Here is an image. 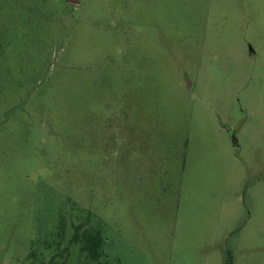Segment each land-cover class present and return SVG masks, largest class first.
<instances>
[{
    "label": "rangeland",
    "instance_id": "rangeland-1",
    "mask_svg": "<svg viewBox=\"0 0 264 264\" xmlns=\"http://www.w3.org/2000/svg\"><path fill=\"white\" fill-rule=\"evenodd\" d=\"M228 250L264 264V0H0V264Z\"/></svg>",
    "mask_w": 264,
    "mask_h": 264
},
{
    "label": "trees",
    "instance_id": "trees-1",
    "mask_svg": "<svg viewBox=\"0 0 264 264\" xmlns=\"http://www.w3.org/2000/svg\"><path fill=\"white\" fill-rule=\"evenodd\" d=\"M71 242L80 245L82 254H85L91 262H100L103 256V250L105 245V238L100 230L87 222H80L75 225V233L71 238ZM34 264H68L66 260L58 258V254H54L48 260L42 259L39 262L35 261ZM225 264H234V257L231 250L227 251V257Z\"/></svg>",
    "mask_w": 264,
    "mask_h": 264
},
{
    "label": "water",
    "instance_id": "water-1",
    "mask_svg": "<svg viewBox=\"0 0 264 264\" xmlns=\"http://www.w3.org/2000/svg\"><path fill=\"white\" fill-rule=\"evenodd\" d=\"M71 1H72V2H75V3L77 2V0H71Z\"/></svg>",
    "mask_w": 264,
    "mask_h": 264
}]
</instances>
